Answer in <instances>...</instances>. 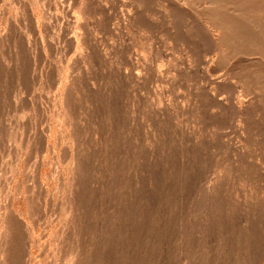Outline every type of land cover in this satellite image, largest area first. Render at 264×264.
Returning <instances> with one entry per match:
<instances>
[{
	"label": "rangeland",
	"instance_id": "374dc122",
	"mask_svg": "<svg viewBox=\"0 0 264 264\" xmlns=\"http://www.w3.org/2000/svg\"><path fill=\"white\" fill-rule=\"evenodd\" d=\"M263 196L264 0H0V264H264Z\"/></svg>",
	"mask_w": 264,
	"mask_h": 264
},
{
	"label": "bare ground",
	"instance_id": "6f19581e",
	"mask_svg": "<svg viewBox=\"0 0 264 264\" xmlns=\"http://www.w3.org/2000/svg\"><path fill=\"white\" fill-rule=\"evenodd\" d=\"M185 1H186V0H185ZM219 1H220V0H219ZM188 2H189V1H188ZM212 2H214V1H212ZM217 2H218V1L214 2V4L217 3ZM232 2H233V1H232ZM240 2H241V1H240ZM184 4H185V3H184ZM222 4H223V3H222ZM233 4H234V3H233ZM192 5H193V4H192ZM192 5H191V6H192ZM219 5H220V4H219ZM86 6H87V5H86ZM239 6H240V5H239ZM185 7H186V6H185ZM233 7H234V6H233ZM202 8H204V7H202ZM221 9H222V8H221ZM234 9H235V8H234ZM78 12H80V11H78ZM91 12H92V11H91ZM18 16H19V15H18ZM82 16H83V15H82ZM88 18H89V17H88ZM91 19H92V18H91ZM234 19H235V18H234ZM32 23H33V22H32ZM79 23H81V22H79ZM72 24H73V23H72ZM80 25H81V24H80ZM236 25H237V24H236ZM207 26H208V25H207ZM42 27H43V26H42ZM77 27H78V26H77ZM81 27H82V26H81ZM86 27H87V26H86ZM208 27H209V26H208ZM53 28H54V27H53ZM44 30H45V29H44ZM46 30H47V29H46ZM46 30H45V31H46ZM211 30H212V29H211ZM217 30H218V29H217ZM219 30H220V29H219ZM248 30H249V29H248ZM46 32H47V31H46ZM81 32H82V31H81ZM211 32H212V31H211ZM46 34H47V33H46ZM213 34H214V33H213ZM215 35H217V33H216ZM218 36H219V35H218ZM218 38H219V37H218ZM218 38H217V36H216V40H217ZM79 39H80V38H79ZM3 40H4V36H3ZM206 40H207V39H206ZM83 41H84V40H83ZM207 41H208V40H207ZM2 42H3V41H2ZM207 46H208V45H207ZM207 48H208V47H207ZM72 49H73V48H72ZM86 51H87V50H86ZM17 54H18V53H17ZM77 54H78V53H77ZM93 54H94V53H93ZM82 56H83V55H82ZM75 58H76V57H75ZM77 58H78V57H77ZM83 58H84V57H83ZM83 58H82V59H83ZM24 59H25V58H24ZM241 60H242V59H241ZM250 62H251V61H250ZM17 63H18V62H17ZM88 64H89V63H88ZM74 65H75V64H74ZM71 69H72V68H71ZM74 69H75V68H74ZM83 69H84V68H83ZM53 70H54V69H53ZM86 70H87V69H86ZM67 71H68V70H67ZM78 76H79V75H78ZM236 76H237V75H236ZM69 77H70V76H69ZM56 79H57V78H56ZM61 79H62V78H61ZM69 80H70V79H69ZM74 80H75V79H74ZM77 80H78V79H77ZM78 81H79V80H78ZM70 83H71V81H70ZM77 83H78V82H77ZM59 84H60V83H59ZM70 86H71V85H70ZM62 87H63V86H62ZM78 87H79V86H78ZM238 87H239V86H238ZM68 88H69V87H68ZM68 88L66 87V89H68ZM60 89H61V87H60ZM66 89H65L64 91H67ZM75 89H76V88H75ZM70 90H71V89H70ZM71 91H72V90H71ZM57 92H58V90H57ZM69 93H70V91H69ZM63 94H65V93H63ZM66 94H67V93H66ZM240 94H241V93H240ZM59 95H60V94H59ZM69 95H70V94H69ZM60 96H62V95H60ZM58 97H59V96H58ZM240 98H241V97H240ZM58 100H59V99H58ZM62 100H64V98H63ZM69 100H70V98H69ZM69 100H68V101H69ZM243 100H244V99H243ZM239 101H240V100H239ZM239 101H238V102H239ZM64 102H65V101H64ZM69 102H70V101H69ZM61 103H62V102H61ZM70 103H71V102H70ZM224 103H225V102H224ZM58 104H59V103H58ZM63 104H64V103H63ZM77 104H78V103H77ZM238 104H239V103H238ZM62 106H63V105H62ZM73 106H74V103H73ZM236 106H237V105H236ZM241 106H242V105H241ZM237 107H238V106H237ZM64 108H67V107H64ZM70 108H71V107H70ZM70 108H69V109H70ZM240 108H241V107H240ZM60 110H61V109H60ZM60 110H59V111H60ZM74 110H75V109H74ZM74 110H73V111H74ZM67 111H70V110H67ZM67 114H68V113H67ZM58 115H59V114H58ZM63 116H64V115H63ZM258 116H259V115H258ZM258 116H257V117H258ZM63 119H64V118H63ZM65 119H67V117H66ZM76 122H77V121H76ZM65 123H66V122H65ZM65 123H64V125H66ZM64 127H65V126H64ZM40 133H41V132H40ZM43 134H44V133H43ZM70 135H71V134H70ZM71 137H72V136H71ZM73 137H74V136H73ZM43 139H44V138H43ZM82 140H83V139H82ZM41 143H42V142H41ZM41 143H39V144H41ZM80 143H81V142H80ZM42 146H43V145H42ZM65 146H66V145H65ZM38 149H39V148H38ZM106 149H107V148H106ZM41 150H42V149H41ZM66 157H67V156H66ZM234 158H235V157H234ZM63 159H64V158H63ZM70 159H71V158H70ZM80 160H81V159H80ZM74 162H75V161H74ZM36 163H37V162H36ZM216 170H217V169H216ZM215 173H216V172H215ZM262 173H263V172H262ZM260 174H261V173H260ZM75 176H76V175H75ZM195 178H196V177H195ZM233 178H234V177H233ZM193 179H194V178H193ZM63 180H64V178H63ZM73 180H74V179H73ZM233 181H234V180H233ZM74 185H75V184H74ZM72 187H73V186H72ZM242 187H243V186H242ZM236 188H237V187H236ZM190 189H191V188H190ZM40 190H41V188H40ZM248 190H249V189H248ZM187 191H188V190H187ZM41 192H43V194H44V189H43V191H41ZM213 193H214V192H213ZM46 194H47V193H46ZM49 194H50V193H49ZM216 194H217V193H216ZM216 194H215V195H216ZM221 195H222V194H221ZM45 196H46V195H45ZM49 196H50V195H49ZM70 198H71V197H70ZM263 198H264V196H263ZM238 199H239V197H238ZM238 199H237V200H238ZM249 200H250V199H249ZM31 201H32V200H31ZM66 201H67V200H66ZM70 201H71V200H70ZM239 201H240V200H239ZM243 202H244V201H243ZM72 203H73V202H70V204H72ZM220 203H221V202H220ZM67 204H68V203H67ZM238 204H239V203H238ZM247 205H248V204H247ZM63 206H64V205H63ZM73 206H74V205H73ZM73 206H72V209L74 208ZM242 206H243V205H242ZM62 208H63V207H62ZM232 208H233V207H232ZM244 208H245V207H244ZM230 209H231V208H230ZM261 209H262V208H261ZM26 210H27V209H26ZM74 210H75V208H74ZM235 210H236V209H235ZM238 211H239V210H238ZM220 212H221V211H220ZM226 212H227V211H226ZM234 212H235V211H234ZM236 213H237V212H236ZM236 213H235V214H236ZM223 214H224V213H223ZM226 214H229V213L227 212ZM243 215H244V214H243ZM243 215H242V216H243ZM247 215H248V214H247ZM208 216H210V215H208ZM248 216H249V215H248ZM205 217H206V216H205ZM227 218H228V217H227ZM232 220H233V219H232ZM8 223H9V222H8ZM221 226H222V225H221ZM6 228H7V227H6ZM225 229H226V228H225ZM74 230H75V229H74ZM226 231H227V230H226ZM251 231H252V230H251ZM1 232H3V231H1ZM1 232H0V233H1ZM222 232H223V231H222ZM224 232H225V231H224ZM2 234H3V233H2ZM233 234H235V233H233ZM236 235H237V234H236ZM1 236H3V235H1ZM74 236H75V235H74ZM232 237H233V236H232ZM234 237H235V236H234ZM234 237H233V238H234ZM2 240H3V239H2ZM77 242H78V240H77ZM240 242H241V241H240ZM74 243H75V242H74ZM35 244H37V243H35ZM76 244H77V243H76ZM79 244H80V243H79ZM4 245H5V244H4ZM87 245H88V244H87ZM87 245H86V246H87ZM225 245H226V244H225ZM28 246H29V245H28ZM75 249H76V248H74V251H75ZM209 250H210V249H209ZM221 250H222V249H221ZM92 251H93V250H92ZM226 251H227V250H226ZM79 252H81V251H79ZM86 252H87V251H86ZM86 252H85V253H86ZM73 253H74V252H73ZM92 253H93V252H92ZM179 253H180V252H179ZM221 253H222V252H221ZM81 256H82V255H81ZM84 256H85V255H84ZM76 258H77V257H76ZM192 258H193V257H192ZM179 259H180V258H179ZM75 260H76V259H75ZM184 260H185V259H184ZM185 261H186V260H185ZM76 262H77V261H76ZM82 264H83V262H82Z\"/></svg>",
	"mask_w": 264,
	"mask_h": 264
}]
</instances>
